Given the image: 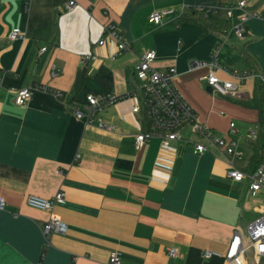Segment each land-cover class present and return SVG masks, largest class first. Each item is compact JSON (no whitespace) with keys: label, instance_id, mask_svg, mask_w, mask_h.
Returning a JSON list of instances; mask_svg holds the SVG:
<instances>
[{"label":"crops","instance_id":"crops-1","mask_svg":"<svg viewBox=\"0 0 264 264\" xmlns=\"http://www.w3.org/2000/svg\"><path fill=\"white\" fill-rule=\"evenodd\" d=\"M69 1L0 0V197L7 202L0 211V264H110L113 252L120 264H224L223 257L205 259L204 252L222 255L235 232L245 236L263 214L264 193L253 197L246 181L228 176L223 157L195 155L185 141L165 149L151 139L137 149L136 135L150 125L133 112L140 84L134 68L154 52L156 70L176 69L174 88L219 137L229 138L236 112L249 127L243 135L236 126L239 136L262 128L260 83H238L232 73H264V0H73L68 10ZM242 1L251 18L238 38L232 26ZM219 6L233 7V17L195 10ZM168 9L175 13L163 24L149 22ZM109 24L130 50L118 52L105 33ZM16 28L24 37L11 41ZM215 50L223 69L214 74L239 84L238 99L207 91L203 78L211 68L195 67L210 62ZM82 72L87 79L77 87ZM35 86L47 91L35 90L26 107L17 106L15 92ZM111 94L121 99L95 122L114 130L74 116V102L84 110L88 95ZM253 145L240 147L251 156L241 166L236 160L237 169L251 165ZM58 192L65 201L53 211L26 203L29 196L53 199ZM248 213L258 218L248 220ZM52 216L68 226L66 234L44 235Z\"/></svg>","mask_w":264,"mask_h":264},{"label":"built area","instance_id":"built-area-1","mask_svg":"<svg viewBox=\"0 0 264 264\" xmlns=\"http://www.w3.org/2000/svg\"><path fill=\"white\" fill-rule=\"evenodd\" d=\"M246 2H239L237 7L243 11L239 17V22L232 26V34L238 38L245 36V24L251 16L245 12ZM75 8V2L69 1L67 4L68 10ZM196 11H201L206 16L214 13L224 19L233 17V7L219 6L216 9L196 8ZM175 11L168 9L153 13L149 17V22L154 25H161L166 18ZM253 17H259L254 15ZM105 33L117 44L118 52H126L130 50V45L121 36L120 30L109 24ZM24 37L20 29H13L8 38L11 41H18ZM104 41H100L102 46ZM46 48L39 50V56H42ZM218 51H213L212 59L208 63L198 62L195 67H210L211 71L203 78L207 86L212 89V92L222 96L239 98V84L244 83L248 79L257 80L262 88L263 93V115H264V73H257L253 70L244 72L232 73V77L236 82H223L215 76L214 70L223 69L217 58ZM156 59L154 52L144 53L135 64V75L139 81L138 89L134 96L137 99V104L133 112L135 114L143 113L149 122V130L145 133L140 132L136 135V148L141 149L143 145L151 139H158L161 147L170 148L175 142L185 141L191 145L192 152L195 155L206 153H217L219 157H223L230 168L228 176L235 182L248 183L249 193L255 197L264 193V162L260 163L254 170H249L248 161L245 162L243 169L236 168V160L243 161L244 153H241L240 147L243 143L255 144L259 141L262 134L261 127H255L248 131L243 137L238 135L235 123H231L229 130V138L219 137L207 125L198 121L197 114L193 111L190 105L183 99L179 92L174 88L172 80L177 71L174 68L168 71H158L153 67V62ZM50 75L55 77L57 70L55 66H51ZM2 77L0 76V85ZM43 89L39 86L29 87L17 90L15 92L14 102L19 107H26L31 100L35 90ZM46 90V89H43ZM47 91V90H46ZM55 97H59V92H53ZM121 97L111 94L105 97H96L88 95L84 110L77 107V103H73V114L79 120L87 125L96 124L99 128L108 131L114 130L113 126L106 125L103 122L96 123L95 116L103 110L115 105ZM188 133L189 138H185L184 134ZM243 137V138H241ZM65 201V194L58 192L53 199H45L38 196H29L26 203L29 207L42 210L53 211L57 204H62ZM7 202L5 198L0 197V211H5ZM68 226L56 216H52L43 226L44 235L52 232L57 234H66ZM252 251V264H264V211L257 221L251 224L246 231V235H242L238 231L234 233L228 248L224 254L217 252L205 251L203 257L210 259L212 257H223L224 264H251L247 257V252ZM171 257H177L178 252L175 249L170 250ZM110 264H120V255L113 252L109 259Z\"/></svg>","mask_w":264,"mask_h":264},{"label":"trees","instance_id":"trees-1","mask_svg":"<svg viewBox=\"0 0 264 264\" xmlns=\"http://www.w3.org/2000/svg\"><path fill=\"white\" fill-rule=\"evenodd\" d=\"M206 31V30H205ZM87 79V72H82L78 74L77 77V87H81L85 80ZM261 123H262V136L264 137V115H263V107L261 113ZM253 156L251 159V165L249 170H254L260 163L264 162V140H259L253 146Z\"/></svg>","mask_w":264,"mask_h":264},{"label":"rangeland","instance_id":"rangeland-1","mask_svg":"<svg viewBox=\"0 0 264 264\" xmlns=\"http://www.w3.org/2000/svg\"><path fill=\"white\" fill-rule=\"evenodd\" d=\"M220 112V111H219ZM224 112V111H223ZM225 113V112H224ZM234 116L232 117L233 119H232V121L236 124V126H238V128H239V124H240V126H241V128H242V130H241V134H245L246 133V131L249 129V127H247V125L246 124H243V123H246L248 120L247 119H244V117H240V115H238V113L236 112L235 114H233ZM244 120V121H243ZM243 122V123H242ZM252 127H254V126H252ZM225 134H227V133H225ZM243 152H244V154H245V158H244V160H247L250 156H251V150L250 149H245V150H242ZM242 163H243V161H240V162H238L237 164L239 165V166H241L242 165ZM255 218H258V216L256 217V215H254L253 213H248L247 215H246V219H250L251 221L253 220V219H255ZM247 257H248V260L250 261V263L252 264V251L251 250H249L248 252H247Z\"/></svg>","mask_w":264,"mask_h":264},{"label":"water","instance_id":"water-1","mask_svg":"<svg viewBox=\"0 0 264 264\" xmlns=\"http://www.w3.org/2000/svg\"><path fill=\"white\" fill-rule=\"evenodd\" d=\"M207 91L212 92V89L210 87H207Z\"/></svg>","mask_w":264,"mask_h":264}]
</instances>
